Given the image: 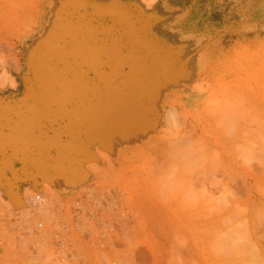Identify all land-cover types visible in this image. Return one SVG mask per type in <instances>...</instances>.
Returning <instances> with one entry per match:
<instances>
[{
    "label": "rangeland",
    "instance_id": "1",
    "mask_svg": "<svg viewBox=\"0 0 264 264\" xmlns=\"http://www.w3.org/2000/svg\"><path fill=\"white\" fill-rule=\"evenodd\" d=\"M105 62L147 118L78 183L0 184V264H264V0H0L1 112Z\"/></svg>",
    "mask_w": 264,
    "mask_h": 264
},
{
    "label": "crops",
    "instance_id": "2",
    "mask_svg": "<svg viewBox=\"0 0 264 264\" xmlns=\"http://www.w3.org/2000/svg\"><path fill=\"white\" fill-rule=\"evenodd\" d=\"M107 63L82 89L71 88L66 75L61 84L48 79L46 86L57 95L34 98L23 91L14 110L0 111V184L78 183L88 176L87 168L98 163L102 146L112 149L135 135L130 123L147 118L146 100H130L128 104L136 106L134 113L114 122L103 97L115 79ZM34 106L39 113L32 110Z\"/></svg>",
    "mask_w": 264,
    "mask_h": 264
},
{
    "label": "bare ground",
    "instance_id": "3",
    "mask_svg": "<svg viewBox=\"0 0 264 264\" xmlns=\"http://www.w3.org/2000/svg\"><path fill=\"white\" fill-rule=\"evenodd\" d=\"M100 65V64H99ZM52 77H50V79H51ZM54 80H56V79H54ZM48 81V77H44V78H39V80H37L36 81V85H37V91L36 92H40V93H38L39 95H37V94H35V90H33V92H34V94H32V97L34 96V97H40L41 98V96H46V95H50V96H52V95H57L58 93H57V90H55L53 87H51V86H46V85H48V82L46 83V82ZM57 81V80H56ZM46 83V84H45ZM127 83V82H126ZM33 84H35V83H33ZM122 87V86H121ZM114 88V87H113ZM128 89V88H127ZM125 87H122V88H120V89H117V94H118V98H119V100H118V103L121 101V100H124L125 101V103L126 104H128V102H130V95L128 94V92H130V91H128ZM111 90V89H110ZM113 90V89H112ZM116 91V90H115ZM114 92V91H113ZM73 93L74 94H76L74 91H73ZM108 93V92H107ZM109 94V93H108ZM78 95V94H77ZM76 95V96H77ZM110 95V94H109ZM113 95V94H112ZM29 97V96H28ZM132 98V97H131ZM43 99V98H42ZM44 100V99H43ZM111 100V101H110ZM112 100L113 99H109V101L108 102H111L112 103ZM113 102H115V101H113ZM120 103H123V102H120ZM116 104V103H115ZM114 104V105H115ZM117 105V104H116ZM111 106L110 105V107L108 108V111L109 112H111V114H113V120H114V122H116V123H118V122H120L119 121V119L121 118L120 117V113L122 112L121 111V109L120 108H118V106L119 105H117V106ZM121 105V104H120ZM128 105H130L131 107H134L133 106V104H128ZM130 106H128L129 107V109H128V111L130 112L131 111V109L133 110V108H131ZM37 108H38V106H37ZM131 108V109H130ZM33 110H34V108H33ZM39 110V108L37 109V111ZM40 112V111H39ZM42 113V112H41ZM56 113V112H55ZM42 120V119H41ZM101 119L99 118V119H97V121H99V122H101L100 121ZM132 125V124H131ZM64 132V131H63ZM62 132V133H63ZM57 134V133H56ZM39 142V141H38ZM61 143H62V141H61ZM21 151V150H20ZM65 155H67V154H65ZM26 156V155H25ZM18 193V192H17Z\"/></svg>",
    "mask_w": 264,
    "mask_h": 264
},
{
    "label": "built area",
    "instance_id": "4",
    "mask_svg": "<svg viewBox=\"0 0 264 264\" xmlns=\"http://www.w3.org/2000/svg\"><path fill=\"white\" fill-rule=\"evenodd\" d=\"M27 206L30 210H37L39 212H43L49 210V201L42 195H31L26 200Z\"/></svg>",
    "mask_w": 264,
    "mask_h": 264
}]
</instances>
